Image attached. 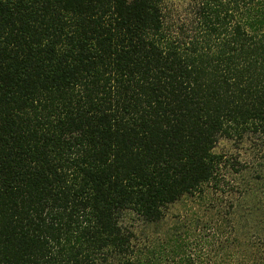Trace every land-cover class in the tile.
Instances as JSON below:
<instances>
[{"label": "trees", "instance_id": "obj_1", "mask_svg": "<svg viewBox=\"0 0 264 264\" xmlns=\"http://www.w3.org/2000/svg\"><path fill=\"white\" fill-rule=\"evenodd\" d=\"M167 1L0 0V264H264V0Z\"/></svg>", "mask_w": 264, "mask_h": 264}, {"label": "rangeland", "instance_id": "obj_2", "mask_svg": "<svg viewBox=\"0 0 264 264\" xmlns=\"http://www.w3.org/2000/svg\"><path fill=\"white\" fill-rule=\"evenodd\" d=\"M199 0H168L166 4L167 9V21L168 26L171 27L172 31H177L179 28H185V30L191 29V21L195 13V7ZM215 152L223 153L230 159L231 162H237L246 169L240 174L231 172L229 167L223 166L220 175L221 179H225L226 183H230V188L228 189L229 194L224 198V205H228L230 208L234 205V210H239L241 207L244 210L248 209L250 205H258L260 211L257 213L260 219L264 218V181H258L257 185H250L252 189L255 190V195L251 196L248 194L244 195L241 193L248 182L249 177H257L264 166V159L258 150H255L248 140L243 143H229L227 141L220 140L215 148ZM244 169V168H243ZM236 207L238 209H236ZM181 206H175L172 212L176 213L181 210ZM230 211V210H229Z\"/></svg>", "mask_w": 264, "mask_h": 264}]
</instances>
